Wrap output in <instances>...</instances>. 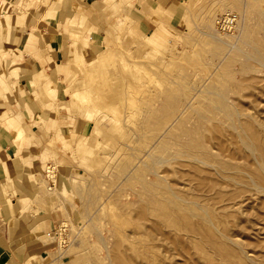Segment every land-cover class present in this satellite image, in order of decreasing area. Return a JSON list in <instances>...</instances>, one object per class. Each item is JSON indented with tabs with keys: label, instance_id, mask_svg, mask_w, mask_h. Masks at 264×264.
<instances>
[{
	"label": "rangeland",
	"instance_id": "374dc122",
	"mask_svg": "<svg viewBox=\"0 0 264 264\" xmlns=\"http://www.w3.org/2000/svg\"><path fill=\"white\" fill-rule=\"evenodd\" d=\"M59 2L0 0V95L23 73L21 99L40 114L18 102L0 115L14 117L0 168L22 172L63 226L60 243L39 226L42 256L8 264H264V0H71L64 62L73 40L76 57L54 84L21 67L34 51L14 46L3 18L47 20ZM225 12L237 21L220 31ZM32 141L31 157L18 153Z\"/></svg>",
	"mask_w": 264,
	"mask_h": 264
},
{
	"label": "crops",
	"instance_id": "0c3cea01",
	"mask_svg": "<svg viewBox=\"0 0 264 264\" xmlns=\"http://www.w3.org/2000/svg\"><path fill=\"white\" fill-rule=\"evenodd\" d=\"M94 1L97 0H83L86 4H92ZM153 1L157 2L158 5L160 4L165 10H171L170 0ZM71 4V0H60L55 14L53 16H48L47 20H42L41 14L31 15L28 14V11L22 15L20 22L16 20L17 15L13 16L14 22L10 25L7 24V21L3 18V27L9 32V35L13 31L12 43L14 46H22L31 50L33 49L34 51V53L24 57L23 62H21V67L29 70L30 76L43 67L49 81L54 84H60V70H64L67 64V66L74 65V61L71 62V59L76 57L75 49L77 45L75 40L71 42L68 59L64 62L65 56H67L70 37L69 33L64 29V26H62L64 24V19L69 16H67V14L69 12V5ZM150 9V7L143 8V15L141 18L142 25L147 26L149 18L146 13H149ZM10 13L9 10L8 14ZM62 16L64 19L61 18ZM72 16L73 14L71 13L68 18ZM15 23L18 24L14 26ZM68 29L70 30V26ZM71 30H75V27L71 28ZM42 51L50 55L49 59L46 55H44L42 59H39L42 56ZM22 75L23 73L17 78L11 77L10 81L13 82L11 91L6 92L5 95H0V115L2 113L7 114L12 109H15L17 112L19 109L17 103L19 102L21 105L27 104V109L31 114L35 111L34 114L37 120V116L40 114L39 111L34 109L35 104L31 101H26L25 103V101H22L21 95L19 94L21 86L26 84V78L22 77ZM27 83L29 85H37L38 81L36 78L31 77L28 79ZM5 86V76L0 72V88ZM54 89L59 91L58 88L54 87ZM60 116L64 117H59L58 123H62L63 125L66 124V115L61 114ZM2 118L7 119L5 125H2L5 128L10 126L12 123L11 120L14 119V117L6 115H3ZM70 123L71 124H66L69 133L78 134L84 132L86 129L85 121H82L76 116L72 118ZM2 126L0 125L1 130H3ZM35 126L34 124L30 126L32 133L36 131L34 128ZM7 133L9 132L7 131ZM4 141L5 140L2 141L5 143V149H2L3 154L5 155L8 151L7 149H9L10 152L8 156L10 159H13L15 154L14 141L12 138H9L7 142ZM0 147L3 148L1 143ZM35 147L36 144L32 141L18 148V153H22L24 157H31L35 152ZM11 173L13 175H11ZM9 174L10 175L0 168V264L13 263V261L23 262V260L31 255L42 256L45 252L47 243L42 241L44 233L43 230L38 227L52 226L53 230L57 220L52 210L46 208L42 202H38V200L34 199L33 191L27 186L25 180L19 182L22 172H9Z\"/></svg>",
	"mask_w": 264,
	"mask_h": 264
},
{
	"label": "built area",
	"instance_id": "2783aa9c",
	"mask_svg": "<svg viewBox=\"0 0 264 264\" xmlns=\"http://www.w3.org/2000/svg\"><path fill=\"white\" fill-rule=\"evenodd\" d=\"M237 15L234 12H225L223 14H220L217 18H216V26L218 28V30L220 31H228L231 28H233V26H235V22L237 21L236 19ZM49 168V166L47 167ZM51 168V167H50ZM46 173V177H48V169H46L45 171ZM63 230V226H60V224H55L54 228H53V234L55 237V240L57 241V243H60L61 240L60 239V235H61V231Z\"/></svg>",
	"mask_w": 264,
	"mask_h": 264
},
{
	"label": "bare ground",
	"instance_id": "6f19581e",
	"mask_svg": "<svg viewBox=\"0 0 264 264\" xmlns=\"http://www.w3.org/2000/svg\"><path fill=\"white\" fill-rule=\"evenodd\" d=\"M71 29V28H70ZM204 163V162H203ZM242 171V170H241ZM247 171V170H246ZM216 172V171H215ZM218 172V171H217ZM249 174V173H248ZM262 174H263V172H262ZM264 175V174H263ZM262 177V176H261ZM239 178V177H238ZM249 178V177H248ZM257 179H259V177L257 176ZM261 179V178H260ZM262 180V179H261ZM253 182H254V180H253ZM257 182V181H256ZM261 182H263V181H260L259 183H261ZM264 183V182H263ZM206 185V184H205ZM208 185V184H207ZM259 188H263L262 186H260V185H257ZM205 191H206V189H205ZM221 191V190H220Z\"/></svg>",
	"mask_w": 264,
	"mask_h": 264
}]
</instances>
